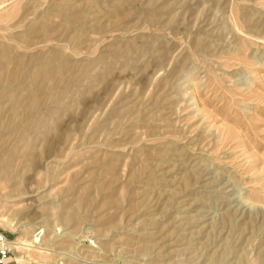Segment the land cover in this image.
<instances>
[{"label":"rangeland","instance_id":"374dc122","mask_svg":"<svg viewBox=\"0 0 264 264\" xmlns=\"http://www.w3.org/2000/svg\"><path fill=\"white\" fill-rule=\"evenodd\" d=\"M44 228L12 264H264V0H0V234Z\"/></svg>","mask_w":264,"mask_h":264},{"label":"bare ground","instance_id":"6f19581e","mask_svg":"<svg viewBox=\"0 0 264 264\" xmlns=\"http://www.w3.org/2000/svg\"><path fill=\"white\" fill-rule=\"evenodd\" d=\"M114 12V11H113ZM44 20H45V18H44ZM43 24H45L43 21H41ZM39 26V25H38ZM45 26V25H44ZM46 27V26H45ZM36 28H37V26H36ZM47 29V28H46ZM45 29V30H46ZM5 55H7V52L5 53ZM19 61V60H18ZM18 64L16 65V67L14 68V69H12V70H10L9 72H8V75H9V79L10 80H14V79H19L18 78V76H19V74H20V71H21V69H23V65H25L24 64V62H22L21 60L19 61V62H17ZM46 65L43 67L42 66V68L40 67L39 69L37 68V70H35V71H33V72H31L32 73V79H33V84H34V86H36V87H38L37 86V80L39 81V83H42L41 82V77L44 75V74H46V75H50L51 73L53 74L55 71H56V69H55V66H54V64H52L51 63V61L50 62H46L45 63ZM62 64V63H61ZM63 70H64V67H63ZM23 71V70H22ZM29 72H30V70H29ZM60 72V71H59ZM28 73V72H27ZM31 73H30V75H31ZM56 73H54V75H55ZM40 75H41V77H40ZM53 76V75H52ZM20 77V76H19ZM40 77V79H38ZM54 77V76H53ZM44 78V77H43ZM50 80V79H49ZM46 81H47V79H46ZM53 81V80H52ZM44 83V82H43ZM53 84V83H52ZM41 85V84H40ZM40 87V86H39ZM35 89V88H34ZM40 89H42V86H41V88ZM37 91V90H36ZM37 94H38V92H37ZM29 95H30V93H29ZM32 95V94H31ZM28 101H30V102H28V104H35L36 102H37V98L35 97V96H28ZM10 100H11V102L14 104V106L19 102H23L22 100H21V98H20V96H12L11 98H10ZM27 103V102H26ZM27 104V105H28ZM22 104L20 103V106H21ZM27 105H25V107L26 108H28V106ZM24 109V108H23ZM24 110H26V109H24ZM19 111V110H18ZM17 112V111H16ZM21 113H22V111H20ZM19 112V113H20ZM74 206V205H73ZM66 218H67V215H66ZM62 219H64V218H62ZM65 220V219H64ZM38 231V232H37ZM36 232H32L33 234L31 235V237H22V238H19V239H17V240H15V241H11L10 242V244H11V246L14 248V250L17 252V253H20V252H24V251H26L27 253H34V256L35 257H37V256H39L40 258H47V257H49L48 255H49V253H48V251L50 252V246H53V245H56L57 243H59V241L60 240H58V237L56 238H47L46 236H47V234L48 233H46V229L44 228V229H40V231L39 230H37ZM61 233V232H60ZM156 235H157V233L155 232L151 237H149L151 240H153V239H155L156 238ZM149 239V240H150ZM62 242H61V244H64V243H67L68 241H67V239H63V240H61ZM153 242V241H152ZM48 244V245H47ZM106 244H108V243H106ZM48 246V247H44V246ZM108 246V245H107ZM50 247V248H49ZM35 253L37 254V256L35 255ZM56 253V252H55ZM50 254H51V252H50ZM161 254V253H160ZM51 255H53V254H51ZM59 255V254H58ZM71 256V255H70ZM164 257V256H163ZM103 262V261H102ZM63 263V262H62ZM152 264H153V262H152Z\"/></svg>","mask_w":264,"mask_h":264},{"label":"built area","instance_id":"2783aa9c","mask_svg":"<svg viewBox=\"0 0 264 264\" xmlns=\"http://www.w3.org/2000/svg\"><path fill=\"white\" fill-rule=\"evenodd\" d=\"M12 247L8 237L5 234H0V264H12L11 259ZM15 264H19L15 261Z\"/></svg>","mask_w":264,"mask_h":264}]
</instances>
